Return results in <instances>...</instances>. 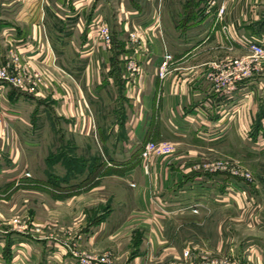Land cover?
<instances>
[{"label":"crops","instance_id":"0c3cea01","mask_svg":"<svg viewBox=\"0 0 264 264\" xmlns=\"http://www.w3.org/2000/svg\"><path fill=\"white\" fill-rule=\"evenodd\" d=\"M176 1L0 0V62L13 67L17 58L32 88H0L1 187L47 182L36 173L26 176L33 171L23 160L22 137L40 131L43 116L50 121L49 130L76 153L79 142L89 152L92 143L101 148V161L98 154L84 158L87 166L101 167V175L60 186L76 188V195L64 192L66 200L50 198L48 204L35 206L37 222L50 217L56 225L29 234L0 223V264H78L67 244L110 256L116 264H264V242L245 241L238 250L227 241L231 246L219 255L224 247L215 233L212 238L211 229L203 238V222L196 219L239 205L245 184L209 172L199 153L223 144L244 153L253 134L264 137V58L254 59L247 48L249 41L264 46V0H217L226 8L222 21L209 0H182L175 19ZM111 19L118 29L116 46L111 50L101 40L82 60L81 74L74 73V51L68 54L64 47L75 50L76 39L86 45L88 29ZM132 33H137L139 45L131 40ZM167 56L173 61L161 78ZM131 59L140 66L135 78L126 69ZM232 59L250 65L252 75L217 93L211 77ZM43 104L55 111L42 114ZM59 122L71 133L68 139ZM150 142L170 143L174 151L144 160ZM37 198L44 200L45 195L37 193ZM2 214L0 220H6ZM83 214L87 220L75 230L79 233L64 234Z\"/></svg>","mask_w":264,"mask_h":264},{"label":"rangeland","instance_id":"374dc122","mask_svg":"<svg viewBox=\"0 0 264 264\" xmlns=\"http://www.w3.org/2000/svg\"><path fill=\"white\" fill-rule=\"evenodd\" d=\"M182 2V0H179L177 3L179 4ZM179 5L173 9L175 19H177L178 11L182 10L181 4ZM117 30L116 21L111 19L106 25H95L88 29L87 33L89 34L86 45H82L81 40L76 39L73 43V48H75V50L71 47L73 50L70 51L69 46L68 48L65 46L64 48L69 50L68 54L71 52L73 53L74 51V58H76L74 63V73L81 74L83 65L82 60L85 61L86 55L90 53L91 49L97 50L95 46H101V40L103 41L106 33L109 36L111 43L110 46L107 43L104 44L107 48L112 50L114 48L113 35L117 32ZM135 34L137 35V33ZM136 45L139 44L136 43ZM68 57L70 58V56ZM61 61L64 67L69 65L66 61L64 62L63 58H61ZM11 62L14 65L13 60ZM77 77H79V75ZM79 81L81 82V80L77 78L78 84H80ZM39 110L43 114L44 112H52L54 107H52L51 104H43L39 106ZM91 110L95 116L97 112L93 110L92 107ZM8 112H10V109ZM48 122L50 121L45 116H43V119L40 123V131L34 133H25L23 137L21 135L25 150V157L23 160L25 162H29L31 166L29 171H33L26 173V176L30 177L36 173V175L40 176V178L47 179V182L40 184L31 180L30 182H25L24 184L10 187L9 189H6L4 186L1 187L0 185V190L5 189L0 191V213H3L2 215L6 218V220H0V223L9 222L10 227H14L17 231H19L21 228H17L16 226L20 225V227L24 229L25 233L29 234L32 232L35 234H40L44 229H50L53 227V225L57 224L56 220L50 217L45 221H41V223L37 222V216L34 214L35 206H38V204L44 201H46L48 204L50 198L54 201L57 200V198L66 200L68 195L66 196L64 192H75L73 194L76 195L78 194L76 192V188L63 190L60 188V186H72V183H74L73 180H84L85 178L92 181L101 175V167L94 165L89 167L84 163V158L88 159V157H94V155L97 154L99 155L98 159H101V148L99 145L92 143L91 147L93 152H89L85 149V146H82V144L79 142L81 148L79 149V152L76 153L75 147L73 148L68 144L61 143L59 141L60 135H56L54 131L49 130ZM99 122L101 123V119ZM59 129L67 139L71 137V133L67 132V127L63 122H59ZM21 137L20 135L18 136L20 140ZM246 147V150L249 149V151L241 153V150H239L238 147H234L233 150H230L227 145L223 144L217 147V150L213 152L201 151L199 153L200 155H198L204 157L203 160L206 162V165H209L210 162L212 164L216 161L226 162L231 164L232 167L236 168L239 172L241 171L242 173H249L252 177V183H250V185L244 184L241 187L243 188L241 189L243 192L242 196H240L242 201L238 200L240 201L239 205L232 204L227 207H220L217 212H214L215 214H211L210 216H207V218L205 215H198L196 218L200 223L203 222V231L201 234L203 238L210 234L209 230L211 229L212 238L214 236L213 234L215 233L217 243L224 247L222 249L220 248L221 252H219V255H222V253L224 254L226 251V246L230 245H227V241H229L231 245L237 246L238 250L242 249L239 247L245 241H249L252 244L257 243L261 245L263 244L262 242H264V137H257L253 134L250 137L249 146ZM187 156L189 157L190 154L187 153ZM57 162L61 163L55 165ZM66 182L71 183L63 184ZM88 185H91V183ZM93 186L91 185L89 188L92 189ZM40 192L45 195L44 200L37 198V193ZM60 194L62 196H59ZM77 196H80V194ZM238 201L236 200V202ZM78 202H80V200H78ZM90 202L94 203L96 201L92 200ZM86 220L87 216L84 214L72 220V224H70L69 228H66L64 234L77 235L79 232L75 230H77L79 225L85 223ZM71 225L73 226L71 227ZM216 228L217 232H213V230L216 231ZM135 236H137L135 243H137V246L140 247L138 233H135Z\"/></svg>","mask_w":264,"mask_h":264},{"label":"built area","instance_id":"2783aa9c","mask_svg":"<svg viewBox=\"0 0 264 264\" xmlns=\"http://www.w3.org/2000/svg\"><path fill=\"white\" fill-rule=\"evenodd\" d=\"M210 8L218 7L217 18L219 21L223 20V17L226 12L225 5L218 6L217 0H209L208 3ZM224 31L228 32V27L224 26ZM130 38L133 42L138 43V36L135 33L130 35ZM231 39H229L230 41ZM103 42L109 44L111 40L106 33V36L103 38ZM247 48L252 53L253 58L261 59L264 58V46L261 43L255 41L247 42ZM18 59L14 58V66L12 67L10 63L3 64L0 62V88L3 86H9L17 90L22 91H32V88L28 85V76L25 70L16 64ZM173 61L172 56H167L164 63L160 67V77L164 78L169 72V63ZM13 68V69H12ZM127 72L131 77H136L140 74L139 63L135 59L127 61L126 64ZM251 66L244 62L242 59H232L229 64H227L223 70L219 71L216 76H212L211 79L216 82L215 91L217 93L224 92L229 90L235 83V81H241L246 78H250L252 75ZM35 79H39V75L35 74ZM2 125V118L0 117V126ZM174 149L170 144H156L148 143L144 147L142 153V158L144 160H149L153 156H169L173 153ZM205 168L212 173H222L229 175L233 178H240L246 185L252 183V177L249 173L239 172L236 168H233L231 164L222 161H216L212 164L205 166ZM147 170V167L145 168ZM17 224V223H16ZM17 228L22 227L16 226ZM20 232L25 233L24 229ZM67 248L71 251L73 256L76 258L78 264H116L110 256H96L90 255L83 251H79L76 245H68ZM189 256V253L186 254ZM209 264H234L230 261L218 262L213 261Z\"/></svg>","mask_w":264,"mask_h":264},{"label":"trees","instance_id":"16d2710c","mask_svg":"<svg viewBox=\"0 0 264 264\" xmlns=\"http://www.w3.org/2000/svg\"><path fill=\"white\" fill-rule=\"evenodd\" d=\"M113 44H114V46H116L115 40L113 41ZM113 57H114V59H116L118 57L116 52H114V56Z\"/></svg>","mask_w":264,"mask_h":264}]
</instances>
